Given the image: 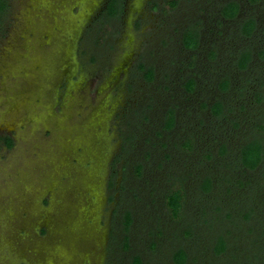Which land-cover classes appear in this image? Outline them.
Masks as SVG:
<instances>
[{"label":"rangeland","instance_id":"374dc122","mask_svg":"<svg viewBox=\"0 0 264 264\" xmlns=\"http://www.w3.org/2000/svg\"><path fill=\"white\" fill-rule=\"evenodd\" d=\"M109 1L7 0L0 264H178L179 248L182 264H264V156L253 169L239 157L253 138L264 149V0H118L108 14ZM229 1L240 7L226 19Z\"/></svg>","mask_w":264,"mask_h":264},{"label":"trees","instance_id":"16d2710c","mask_svg":"<svg viewBox=\"0 0 264 264\" xmlns=\"http://www.w3.org/2000/svg\"><path fill=\"white\" fill-rule=\"evenodd\" d=\"M259 0H249L251 3H255ZM118 0H110L109 4L107 5L106 11L108 14H114L117 10V5L116 3ZM172 6L175 5V1L169 2ZM239 3L236 1H229L225 3L221 9L220 13L223 18L226 19H231L234 18L238 12H239ZM7 9V0H0V20L2 15ZM255 27V21L254 19H246L243 21L241 25V32L245 36L251 35L253 29ZM182 41L184 47L188 49H195L197 45L199 44V33L196 29L195 26L187 28L182 35ZM213 54V52H211ZM261 54H264L263 51H261ZM251 59V51L249 49H245L239 52L238 57L236 59V66L238 69H245ZM147 78H151L152 76V70H147L146 74ZM194 80L193 79H188L187 82L185 83V86L188 90H192L194 87ZM219 86L222 90H225L229 86V79L227 77H224L220 83ZM211 113L213 115H219L223 111V105L221 101H216L210 106ZM175 121V116L174 112L172 109L168 110L167 115H166V122H165V128L170 129L173 127ZM3 142L7 147L12 146V139L10 137H2ZM185 146L190 147V142L187 141L185 143ZM225 148L224 146L221 149V152H224ZM264 156V149H263V143L260 138H253L244 145L241 146L239 150V157L240 161L243 166L253 169L259 165L261 160L263 159ZM202 188L204 190H209L211 188V182L209 178H205L204 182L202 184ZM183 196L184 192L182 189H175L169 192L166 195V202L167 205L172 213L173 216H177L181 207H182V202H183ZM131 218L129 216V213L126 214V226L130 222ZM225 249V241L222 237H219L216 244H215V251L216 252H221ZM187 257V254L184 249L179 248L175 251L174 253V260L178 264H182L185 262ZM136 263L134 261V264L140 263V259L136 258Z\"/></svg>","mask_w":264,"mask_h":264}]
</instances>
